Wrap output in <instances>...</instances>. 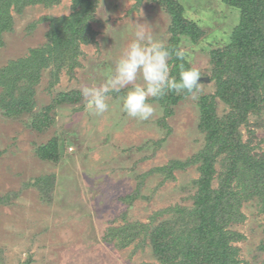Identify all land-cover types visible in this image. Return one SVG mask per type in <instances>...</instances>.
<instances>
[{
	"label": "rangeland",
	"instance_id": "rangeland-1",
	"mask_svg": "<svg viewBox=\"0 0 264 264\" xmlns=\"http://www.w3.org/2000/svg\"><path fill=\"white\" fill-rule=\"evenodd\" d=\"M96 40L82 44L81 65L60 75L52 87L50 70L36 86L34 112H41L60 92L101 87L135 39L142 24L153 39L169 45L171 15L153 0H97ZM185 16L199 23L204 34L196 43L182 39L180 51L209 78L210 51L225 45L240 19L239 11L221 0H178ZM72 12V0L53 6L35 4L20 13L10 9L13 29L2 34L0 68L47 42L50 17ZM171 66L169 69L171 72ZM198 82L191 95L167 115L160 99L149 98L155 114L138 121L121 111L128 88L109 92V109L101 115L77 103H62L51 112L52 123L38 130L33 114L7 116L0 109V262L1 264H144L155 260L152 248L135 244L117 248L103 239L106 228L124 220L149 222L156 211L173 204H190L199 176L196 166L177 170L176 179L155 168L187 159L205 143L198 128V98L214 93V81ZM138 83H142L138 79ZM169 93V92H168ZM167 93V94H168ZM221 101L217 109L225 113ZM242 127L243 139L255 132V151L264 152V116L251 117ZM58 139V159L41 156L42 148ZM218 170L220 166H217ZM39 181V182H37ZM164 181V182H162ZM141 182V185H140ZM214 184H217L215 179ZM140 193L133 202L123 199ZM243 220L230 229L240 232V264H264V214L256 199L244 202Z\"/></svg>",
	"mask_w": 264,
	"mask_h": 264
},
{
	"label": "trees",
	"instance_id": "trees-1",
	"mask_svg": "<svg viewBox=\"0 0 264 264\" xmlns=\"http://www.w3.org/2000/svg\"><path fill=\"white\" fill-rule=\"evenodd\" d=\"M61 1L0 0V46L3 32L13 29L9 13L12 6L21 13L29 5L50 7ZM153 1L161 3L171 15V37L166 46L171 54L170 76L179 79L182 69H191L200 77L202 74L191 65L186 53L181 60L176 58V52L184 38L198 42L203 29L185 16L178 0ZM221 1L236 8L240 19L227 43L210 51L209 79L216 89L197 101L198 128L205 135L204 146L187 159H174L155 168L166 179L174 180L175 171L196 166L199 176L193 180L196 189L189 197L191 203L160 209L149 222H112L103 233L106 242L120 249L133 243L137 250L150 246L156 261L144 264H240V248L235 243L243 235L230 226L243 220L246 201L258 200L264 214V152L255 151V132L249 131L251 137L246 141L242 133L243 126L252 125V116H264V0ZM97 5V0H72L70 14L49 18L45 44L31 48L26 55L0 68V109L4 114L15 117L32 113V126L42 130L52 123L51 112L56 106L80 101L79 91L60 92L43 111L34 112L36 86L43 70H50L52 87L64 70L73 72L81 65L82 44L96 40L93 23L97 19ZM191 94L169 92L160 98L166 114L170 115L174 105ZM220 101L228 107L223 114L217 109ZM60 144L58 139H52L41 149V156L57 160ZM140 189L123 199L133 202ZM7 199L8 196L0 198V203H7Z\"/></svg>",
	"mask_w": 264,
	"mask_h": 264
},
{
	"label": "clouds",
	"instance_id": "clouds-1",
	"mask_svg": "<svg viewBox=\"0 0 264 264\" xmlns=\"http://www.w3.org/2000/svg\"><path fill=\"white\" fill-rule=\"evenodd\" d=\"M134 37L101 87L81 89L86 107L97 115L108 111L109 92H120L129 85L131 88L122 97L121 111L138 121H147L155 114L149 98L158 100L168 92L193 93L198 88V74L191 69H182L179 79L170 76V52L163 43L154 40L142 24L135 30ZM183 57L182 51L176 52L177 59ZM138 79L142 83H138Z\"/></svg>",
	"mask_w": 264,
	"mask_h": 264
},
{
	"label": "water",
	"instance_id": "water-1",
	"mask_svg": "<svg viewBox=\"0 0 264 264\" xmlns=\"http://www.w3.org/2000/svg\"><path fill=\"white\" fill-rule=\"evenodd\" d=\"M200 80H203V81H208L209 80V78H199V81Z\"/></svg>",
	"mask_w": 264,
	"mask_h": 264
}]
</instances>
